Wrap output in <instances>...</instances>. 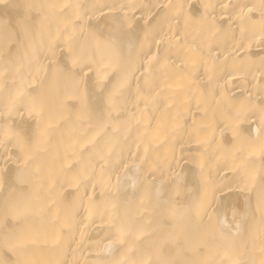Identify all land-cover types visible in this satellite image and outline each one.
Returning <instances> with one entry per match:
<instances>
[{"label": "bare ground", "instance_id": "obj_1", "mask_svg": "<svg viewBox=\"0 0 264 264\" xmlns=\"http://www.w3.org/2000/svg\"><path fill=\"white\" fill-rule=\"evenodd\" d=\"M27 4L81 5L80 18L72 17L71 54V26L66 27L71 10H29ZM259 4L0 0V214L9 192L28 209L15 219L0 215V264L19 258L4 246L9 231L31 234L36 243L29 255L50 264L147 258L160 239L157 204L178 188L181 205L198 199L209 205L200 217L177 209V232L200 242L188 258L259 264L264 258ZM242 11L256 23L242 18ZM37 13L42 25L29 27ZM110 36L118 38V59L97 44ZM94 48L99 63L85 69L83 82L61 71L71 66L73 55ZM101 116L107 131L97 136ZM7 128L26 132L32 147L46 133L32 159L14 137L5 138Z\"/></svg>", "mask_w": 264, "mask_h": 264}, {"label": "snow or ice", "instance_id": "obj_2", "mask_svg": "<svg viewBox=\"0 0 264 264\" xmlns=\"http://www.w3.org/2000/svg\"><path fill=\"white\" fill-rule=\"evenodd\" d=\"M29 10L36 8H60L61 10H71L67 18V26H71V32L68 34V47L70 54L72 53V42L75 39L76 28L72 17L79 19V15L76 14V10L81 8L79 4H61V5H25ZM247 7V6H244ZM256 5H253L252 8H248V12H251ZM260 19L259 25L262 30H264V0H260L259 4ZM242 18L247 22L256 23L252 21L251 17L247 16L243 11L241 12ZM40 27L42 25L41 14L37 13L32 20L31 26ZM29 27H26L24 30V36L27 38L30 35ZM117 37L110 36L104 41H97L98 46L103 45L108 48L115 58H119L118 49L116 47ZM96 60V49H85L79 55L72 56V63L70 67L61 69L62 72L70 79L75 82H83L87 76L88 71H92V65L98 64ZM97 76L102 79L103 73L99 67L95 69ZM99 82V81H98ZM116 90H113L112 95H116ZM98 131L97 136L105 133L107 131L106 118L101 116L98 118L97 123ZM5 138L12 136L16 139L17 143L21 144L26 148V154L29 159L33 158V153L39 151L43 143V135L46 133H41V139L32 147L30 144V137L26 132L17 133L14 132L11 128L5 129ZM89 143L94 144L95 140L89 141ZM18 181L23 182L21 176L17 177ZM14 191V190H13ZM181 192L179 188L177 191L169 196L167 200H160L157 204V213H158V231L160 233L159 242L156 244L153 251L148 255L147 258L134 259L130 258L126 261H110L109 264H215V262L210 260H195L188 258V253L193 251L197 245H199L198 240H194L190 236L179 234L177 232L175 220L177 219V209L182 208L184 214L195 213L197 217L206 216L209 211V205L206 200L198 199L192 204L181 205L180 201L176 197L180 196ZM4 210L0 214L3 216L4 220L9 218L15 219L19 216H23L28 211L27 206H21L14 202L13 192H9L4 198ZM260 210L264 214V195L261 196L260 201ZM239 230L240 225H236ZM3 243L6 248L10 251H13L18 254L19 258L13 262V264H50V262L45 260L34 259L29 255V249L31 246L35 245L36 240L34 237L24 231L16 232L9 231L3 238ZM126 243V242H125ZM201 250L203 248L201 246ZM262 256H264V247L261 248ZM239 264V262H237ZM259 264H264V258H262Z\"/></svg>", "mask_w": 264, "mask_h": 264}]
</instances>
